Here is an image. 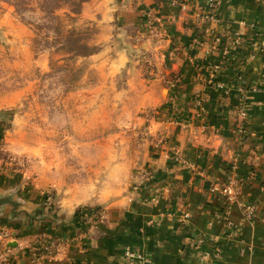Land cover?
I'll use <instances>...</instances> for the list:
<instances>
[{"label": "crops", "instance_id": "obj_1", "mask_svg": "<svg viewBox=\"0 0 264 264\" xmlns=\"http://www.w3.org/2000/svg\"><path fill=\"white\" fill-rule=\"evenodd\" d=\"M87 3L118 28L100 69L127 77L136 114L153 111L137 115L150 133L144 162L125 195L95 206H49L45 191L0 178V257L125 264L134 248L153 264H264V0ZM84 208L96 216L80 232Z\"/></svg>", "mask_w": 264, "mask_h": 264}, {"label": "rangeland", "instance_id": "obj_2", "mask_svg": "<svg viewBox=\"0 0 264 264\" xmlns=\"http://www.w3.org/2000/svg\"><path fill=\"white\" fill-rule=\"evenodd\" d=\"M88 1L0 0V178L95 206L127 193L150 142L137 115L154 114L100 69L118 28Z\"/></svg>", "mask_w": 264, "mask_h": 264}, {"label": "built area", "instance_id": "obj_3", "mask_svg": "<svg viewBox=\"0 0 264 264\" xmlns=\"http://www.w3.org/2000/svg\"><path fill=\"white\" fill-rule=\"evenodd\" d=\"M216 68H219V65L216 66ZM239 109H240L239 110L240 116L242 117V119H245L247 116L246 107L241 106ZM236 186L237 184L231 183V184L225 185L222 188V191L229 197L230 200H233L236 198ZM52 204H53V200H48V205L52 206ZM95 214L96 212L91 213L88 211L85 213V216L83 219V224L85 225V227L90 225V223L93 222V218L96 216ZM81 236L84 237V233ZM44 248L48 249V246L46 245ZM37 250L38 248L34 247V255L36 256L39 255L37 253ZM205 258H208V255H206ZM123 260L125 264H153L151 258H149L148 255L134 248H126L124 250ZM0 264H17V261L14 259H10L9 256H1ZM211 264H214V263L211 262Z\"/></svg>", "mask_w": 264, "mask_h": 264}, {"label": "trees", "instance_id": "obj_4", "mask_svg": "<svg viewBox=\"0 0 264 264\" xmlns=\"http://www.w3.org/2000/svg\"><path fill=\"white\" fill-rule=\"evenodd\" d=\"M84 1V0H83ZM90 210V211H89ZM91 212V213H93L94 211H93V209H86L85 210V208L83 209V210H80V212H78V215H77V218H78V222H79V224H80V232H83L84 231V229H85V225L83 224V219H84V216H85V213L86 212ZM87 227V226H86ZM37 248H38V250H37V253L40 255V254H44V253H46L49 249H45V248H42L41 246H36Z\"/></svg>", "mask_w": 264, "mask_h": 264}]
</instances>
